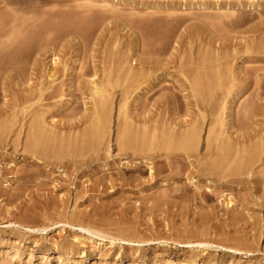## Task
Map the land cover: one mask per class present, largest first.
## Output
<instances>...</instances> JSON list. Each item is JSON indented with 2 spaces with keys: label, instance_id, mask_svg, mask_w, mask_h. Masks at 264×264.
<instances>
[{
  "label": "rangeland",
  "instance_id": "obj_1",
  "mask_svg": "<svg viewBox=\"0 0 264 264\" xmlns=\"http://www.w3.org/2000/svg\"><path fill=\"white\" fill-rule=\"evenodd\" d=\"M216 2L227 5L236 0H0V17L6 22L0 40L13 34L33 38L18 71L0 80V108L14 104L18 111L34 101L37 90L48 87L52 94L34 106L54 116L56 128L76 130L88 121L93 103L99 101L92 94V80L106 81L104 71L114 59L119 68L130 65L145 76L143 87L154 84L139 95L138 83L122 77L115 86L108 84L113 101L105 144L110 150L109 166L117 152V124L124 122L118 108L125 101L122 110L133 123H153L170 118L161 100L175 90L180 95L176 97L179 119L190 120L198 105L191 87L194 73L188 69L199 59L215 53L230 60L256 56L244 58L237 79L254 78L256 67L264 73V47L250 51L239 34L232 38L234 33L214 14L220 10L213 12L211 5ZM66 15L86 20L88 29L38 34L39 23ZM245 17L242 29L260 20L258 15ZM154 27L166 32L158 49L150 47L144 35ZM218 37L226 45L215 42L213 48L212 41ZM49 72L55 73L53 80ZM236 90L239 87L231 93ZM250 90L235 99L229 96L226 117L242 118L244 100L254 87ZM183 94L188 96L189 111ZM20 97L26 98L25 104L16 103ZM254 107L255 102H250L249 108ZM261 113L254 118L264 126V106ZM14 128L20 130V125ZM250 132L246 125L240 130V134ZM36 161L25 160L17 148L0 147V264H165L170 259L178 264H264V177L260 178L258 168L255 174L241 176L213 173L208 177L194 171L189 179L188 162L182 159L172 178L166 176L167 169L157 173L154 168L151 177L150 167L142 165L124 167V177L115 171L112 177L97 180L101 169L88 172L96 164L79 166L72 161L59 166ZM26 164L38 170L40 183L29 182L24 198L6 201L1 193L14 191V169ZM76 217L126 222L135 226L140 238L149 240L112 236L114 225H106L104 232L88 230L77 224ZM156 235L164 237L153 239ZM176 235L182 241H175ZM45 247L50 252L43 257Z\"/></svg>",
  "mask_w": 264,
  "mask_h": 264
},
{
  "label": "bare ground",
  "instance_id": "obj_2",
  "mask_svg": "<svg viewBox=\"0 0 264 264\" xmlns=\"http://www.w3.org/2000/svg\"><path fill=\"white\" fill-rule=\"evenodd\" d=\"M213 4L211 5L213 12L216 9L220 10L217 11L218 13L214 12L215 16L219 15V20L223 19L226 28L234 33L232 38L237 37L235 33L239 34L250 51L264 47V18H261L264 0H236V2L227 3V5H220L219 2ZM246 15H258L260 20L242 29V25L247 22V20L242 22ZM5 25L6 22L0 17V37L3 35L2 30ZM88 25L86 20L66 15L54 22L39 23L37 32L38 34L50 31L57 33L82 32L88 29ZM165 33L156 27L147 34L143 32L148 45L157 49L158 44L165 37ZM32 42V36L19 39L15 34L7 40H0V80L18 71L27 57V51ZM215 42H218L220 46L226 45V40L218 37L212 41L213 48H216ZM234 50L237 48L235 47ZM246 57L256 58V56L238 55L233 56L230 60L226 54L215 53L208 57L204 56L197 61L194 68L188 69L190 73H194L191 87L194 95H197L198 105L196 116L190 120L184 116L182 120L179 119L180 103L176 101V97L180 95L175 90H170L165 95L166 99L161 100L164 110L171 115L170 118L162 121L149 123L148 120H143L139 124L133 123L127 112L122 110L128 102L125 101L119 105L118 117L123 114L124 122L117 124L115 139L117 152L113 157V163L110 162L109 166L108 152L110 150L105 147V144L108 140L113 101L111 92L109 94L108 84L115 86L120 77L125 81L136 82L140 89L136 95L154 84L148 82V85L143 87L142 83L146 82L145 76L130 65L126 68H119L115 65V59L109 62L107 71H104L107 74L106 81L104 78L92 80V94L98 96L99 101L93 103L91 116L88 121H84L82 128L76 130L58 129L52 121L54 116L51 117L46 113V109L34 106L37 104L36 101L52 94V91L47 92L48 87H45L37 90V97L29 105H22L26 103V98L20 97L16 101L17 104L22 105L18 111L14 110L16 107L14 104L0 108V145L19 149L23 158L31 163L41 160L42 163L59 166L73 163L72 161H75L79 166L96 164V168L88 172L91 174L96 169H101L97 173V180L98 177H112L115 171L117 175L121 176L122 174L124 177L122 173L124 167L133 168L142 165L150 167L149 175L151 177L153 176L152 168H154L157 173L167 169L166 176L172 178L178 173L182 159L188 162L189 170L186 172L189 179L194 178L192 175L194 171L200 175H208V177L215 173L241 176L249 172L255 174L257 168L262 179L264 177V126L254 117H257L259 110L262 112L261 115L263 114L264 73L259 72L261 67L253 68L254 78L240 82L241 80L237 79L238 68H241V62ZM54 74V72H49L48 77L53 80ZM252 86L254 91L244 100L242 118L226 117V109H228L226 103L229 96L231 95L235 99L239 95L251 91ZM234 87H239L235 95L231 93ZM29 91L30 89L26 92ZM187 97L186 94L182 95L186 110L189 111ZM218 100L219 104L216 106L214 101ZM250 102H255L254 108H249ZM228 115L230 116V113ZM16 124L20 125V130H16L18 127L14 128ZM244 125L253 132L248 135L240 134V130H244ZM24 126L26 128L22 131ZM27 165L14 169L17 183L14 191L1 193L6 201L14 202L24 198L29 182L39 180L38 170L27 168ZM191 166L194 167L193 170L190 168ZM104 168H107L108 172L105 171L102 174ZM87 181H91V176ZM35 183L39 184L40 181ZM195 184L197 185V183ZM75 221L83 228L100 232L108 230L106 225H114L110 229L111 235L120 239L149 240L140 238L135 226L126 222L124 224L109 223L104 222V218L87 220L77 217ZM162 237L164 236L156 235L153 239ZM178 238L176 235L173 239L177 242L182 241ZM164 240L168 239L164 238ZM42 250L43 257L50 252V249L46 247ZM139 259H143V257H139ZM165 264L178 263L170 259ZM183 264L198 263L190 261L183 262ZM210 264L217 263L215 261Z\"/></svg>",
  "mask_w": 264,
  "mask_h": 264
}]
</instances>
